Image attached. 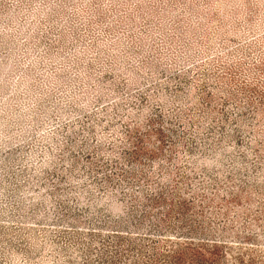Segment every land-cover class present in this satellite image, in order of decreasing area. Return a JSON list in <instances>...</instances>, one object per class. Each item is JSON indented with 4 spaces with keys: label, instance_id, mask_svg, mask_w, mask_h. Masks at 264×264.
<instances>
[{
    "label": "rangeland",
    "instance_id": "rangeland-1",
    "mask_svg": "<svg viewBox=\"0 0 264 264\" xmlns=\"http://www.w3.org/2000/svg\"><path fill=\"white\" fill-rule=\"evenodd\" d=\"M0 264H264V0H0Z\"/></svg>",
    "mask_w": 264,
    "mask_h": 264
}]
</instances>
